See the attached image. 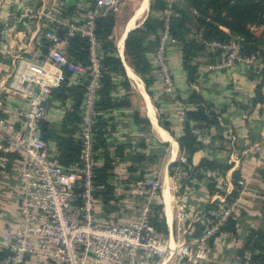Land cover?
I'll return each mask as SVG.
<instances>
[{
  "label": "built area",
  "instance_id": "obj_1",
  "mask_svg": "<svg viewBox=\"0 0 264 264\" xmlns=\"http://www.w3.org/2000/svg\"><path fill=\"white\" fill-rule=\"evenodd\" d=\"M121 0H94V10L87 19L68 25L66 37L59 29L48 27L44 38L50 43L47 53L38 58H17L15 71L4 90L25 101L26 107L7 111L0 93V155L14 156V171L18 183L17 226L8 235L7 264H157L155 259L174 258L181 264H198L210 259L209 238L224 224L231 207L226 200L217 214L218 220L201 237L184 242L180 247L163 240L151 222L152 203L159 195L158 181L141 180L136 194L142 199L136 215L127 220L104 221L101 198L96 196L93 183L94 167L98 164L94 150V125L98 90L103 70V52L96 37L95 19L116 14ZM164 17L165 28L160 32L159 46L154 56L156 70L172 86L168 64V44L175 41L170 32L169 18L173 5ZM75 33L90 43V65L86 69L72 60L67 53L68 36ZM206 45L223 52L218 67L236 62L254 65L256 53L244 55L238 40H212ZM64 70L72 73L71 81L78 77L85 81L86 90L81 105L80 133L81 160L64 166L42 137L41 122L49 119L48 103L53 89L64 80ZM80 79V80H81ZM80 80L78 82H80ZM22 107V106H21ZM187 105L180 107L184 121ZM182 161H186L183 157ZM207 177H216L208 171ZM243 184L242 180H239ZM235 201L232 205L234 206ZM181 221L185 214H179ZM251 253L233 264H252Z\"/></svg>",
  "mask_w": 264,
  "mask_h": 264
},
{
  "label": "trees",
  "instance_id": "obj_2",
  "mask_svg": "<svg viewBox=\"0 0 264 264\" xmlns=\"http://www.w3.org/2000/svg\"><path fill=\"white\" fill-rule=\"evenodd\" d=\"M162 0H152L150 4V13L143 24L130 30L125 40V55L129 64L135 72L142 77L146 84V89L152 95V80L148 76L152 71V62L149 55L155 52L159 46L160 32L165 28L164 18L155 16L153 11L161 7ZM73 7L69 9L72 11ZM116 24L115 14L98 16L95 19V33L100 43V49L103 52V70L100 88L98 90V99L96 102V111L100 112L96 116L94 125V150H99L100 154L94 156L96 160H102L101 164L94 167L93 183L96 196L101 198L105 210L110 211L116 208L114 201L119 197L116 195L117 185L111 181L113 177V168L115 156L124 158L126 144L116 146L113 155L108 147L105 135L107 126L112 123V117L105 118V112L126 108L131 106L129 96L121 99L114 98L113 92L117 88V76L123 78L122 85L130 90V81L126 75L124 64L117 53L113 30ZM170 32L174 39L179 41L184 54V67L189 74V82L196 81V68L191 64L193 57L200 50L205 49L206 42L212 40L228 41L238 36L241 45V51L244 55H251L259 50L262 43V35H257L253 27L264 28V0H178L173 3V14L169 18ZM196 29L200 35V41L189 39L188 33ZM59 33L62 37L67 36L68 28L59 27ZM67 53L76 63L81 64L86 69L90 65V43L86 37L78 33L68 36ZM42 43V52H48L50 43L44 38ZM64 80L53 89L50 100L66 104L71 102V107L67 110L63 123L60 128L52 126L48 119L41 122L42 137L46 141L53 140L56 143L58 159L64 166H70L79 163L81 160L82 142L75 136V128L81 122V105L86 90V84L83 79L77 84H70L69 78L72 73L64 70ZM260 75L262 80L256 86V95L253 104L264 103V69ZM188 104L194 105V108L188 109L184 119V133L177 138L181 153L186 161L177 160L170 164V174H175V169L181 167L186 173V180L192 182L197 180H207V188L210 193H219L226 196L227 203L235 201L240 196L242 185L239 183L241 173L239 170L233 172L232 183L234 188L230 193L226 189L219 187V176H225L232 168V163L224 162L219 159L203 157L198 164H193V155L204 147L203 141L196 133V129H209L211 127L221 128L220 113L216 112L212 103H208L200 92L193 89L189 95ZM157 106V104H156ZM135 122L143 125L150 131V121L142 117L138 111L134 113ZM160 124L172 132L171 124L168 120L159 117ZM173 133V132H172ZM222 139V137H220ZM142 146L145 144L142 143ZM164 148L168 143L162 144ZM159 152L150 154L135 152L132 155V163L128 167L131 173L138 172L139 167L148 160H153L159 156ZM164 153V151H162ZM156 158V157H155ZM214 172L216 177H207V172ZM130 178V177H129ZM136 182L143 180L141 176H132ZM193 186H198L193 184ZM225 186V185H223ZM114 200V201H113ZM114 203V204H113ZM219 200L208 202L204 205V218L194 223L193 237H201L208 228L217 222V212L220 210ZM151 222L157 232L163 235L168 234V227L163 213V207L160 204L153 206ZM229 232L238 236V220L234 213H230L227 220L221 225L208 241L212 245L217 236L221 233ZM246 251L251 253L250 262L252 264H264V228L251 227L245 237L242 246L238 249V256L243 258ZM9 250L0 251V261L9 256Z\"/></svg>",
  "mask_w": 264,
  "mask_h": 264
},
{
  "label": "crops",
  "instance_id": "obj_3",
  "mask_svg": "<svg viewBox=\"0 0 264 264\" xmlns=\"http://www.w3.org/2000/svg\"><path fill=\"white\" fill-rule=\"evenodd\" d=\"M93 2L94 0H0V93H2V101L4 102V107L7 109V111L14 113L19 109L26 107L25 101L18 98V96H12L10 93L4 90V87L9 85V82L13 77L18 57L23 56L27 58H38L41 56L42 43L44 42L43 41L44 32L46 28H48L51 24H54L57 21L56 15L54 13L57 4L59 3L64 5L67 4L65 8L69 10L71 7H73L74 11L77 10L78 13L82 14L85 12L87 13L88 6H90L91 3ZM150 4L151 3H149L147 13L145 15L143 14L144 16L142 15L143 17L141 19L140 17L135 19L136 20L135 22L137 23L135 27H131L130 23L134 18H136L137 15L135 16V14L138 9L134 12V14L130 19V22H128L127 26L125 25L126 29L124 27L123 30L119 33V35H117L118 37L117 41L115 40L118 56L121 58L124 64L126 75L130 81V90H127L121 84L123 78L121 76L116 77L117 79L116 81L118 83L116 89L118 88L121 89L120 92H118L119 95L118 98L121 99L122 94L124 95V97L129 96V99L131 101V106L126 108L115 109L114 114L115 112L116 113L121 112L122 115L128 112L127 113L128 116L134 122V126L131 127V129L134 130L137 129L142 132L146 131L147 133L150 134L153 133L156 138L155 140L159 145H162L163 143H168V147L166 149L168 153L167 151H165L167 156H165V159L160 160V162L162 163L161 176L163 179V189H162L163 198L160 204L163 207V213L165 215V220L168 227V234L167 235H163L162 233L160 234L165 236V238L170 239L169 241L171 244L173 243L174 245H176V240H177L176 239L177 238L176 209L171 194L170 180L172 179L173 176L170 174V164L174 161H177L179 158L178 156H181V151L177 138L183 135L184 124L182 125L178 124L179 126L175 125L177 121L173 120L172 117L175 115V112L178 109V107H175V103L171 101L170 97L166 93H164L163 89L158 84L153 85V87L151 86L150 89L152 91V95H150L146 89V84L144 80L140 75H138L135 72L133 67L129 64L125 55V40L127 34L130 30L139 27L143 24L144 20L148 16V11L150 10ZM68 15L69 14H67V16ZM70 15L71 16H68V20H72L76 22L79 20L78 18H80V16L78 17V15H75L74 13ZM115 27L113 30V37H114ZM124 30H125L124 33L125 38L122 39L121 35L124 32ZM170 63L172 65L174 73H177L178 75L179 80L177 79V88L180 95L183 97L184 99L183 101L185 103H187L186 101L188 100L189 95L193 89H196L198 92H200L203 98L208 103L211 102L214 105L213 108H215L216 112L218 111L217 107L220 106L222 102H224L225 104V106H223L224 108L219 109L221 128H217L213 126L209 129H205L206 132L204 138H201L200 136V139L204 143V147L193 155V164L195 165L198 164L203 157L214 159L212 158L213 157L212 155L211 156L208 155L206 150L204 151V149L209 146L207 142L213 144L214 147L218 149V151H220L218 153L223 152V154L216 155V159L222 160L224 162L232 163L233 165L225 176H219L218 181H220V179L224 180L225 181L224 184L227 186L225 187V189L227 193H230L234 188V185L232 183L233 172L239 170L241 173L240 178H243L245 183L241 184L242 190L240 196L235 199L234 204L236 205L237 203L240 204L241 200L244 201L245 203L246 202L245 197H247L246 195L249 194V192L252 193L251 189H249L250 188L249 182L251 180L258 181V179H262L264 177V171H261L259 167V162L261 161L262 158L258 157L257 149H256V147L259 144H261L262 141H264V139L263 140L261 139L262 141H260V138L257 139V137H255L258 133L261 132L262 137L264 138V134L262 133L264 132V123L263 126L257 127L251 124L250 122H247V120L256 121V119L259 118L264 120V103H257V104H253L254 106L253 105L249 106V104H251L250 101L251 100L253 101L256 95V86L260 81L250 79L248 75L244 74L243 72L244 67L237 66L230 69L229 72H223L222 74L219 75H215L214 73H206L204 77V81L198 79L199 81L198 84L189 83L185 70L182 65V57L179 55V52L177 50L170 52ZM127 65H129L132 72L141 80L144 87L143 88L144 92L146 95H148L151 98L152 104L149 102L147 96L142 92L139 82L130 75L128 68L126 67ZM82 76L80 75V77H78V81L81 79ZM78 81L76 80L71 81L69 78L70 84L73 85L77 84ZM227 83L228 84L231 83V85L229 87H226L227 88L226 92L225 91L223 92L222 88L225 87ZM131 85L134 87L135 89L134 91L131 90ZM116 91L117 90L113 92L114 98H115L114 94L116 93ZM262 91L264 93V85ZM156 101L159 104L158 105L159 108L156 106ZM154 108L157 114L156 116L157 126L162 131H164L169 137L172 136L171 138H173L178 144V155L173 159H171L173 153L172 141L160 139L155 131V126H154L155 122L152 120L154 116ZM191 108H194V105L187 103V109H191ZM136 111H138L142 117L149 119L151 124L150 131L146 130L142 124L139 125L135 122L134 113ZM160 112L162 114H166L171 117L169 121L172 124V128L174 127L176 131L180 129L179 136H176L175 133H172L173 131L170 132L160 124L159 121ZM247 117L248 119H246ZM116 132L126 133V131L122 127ZM231 133H235L237 135V137H234V139H236L237 142L232 143V147L229 140ZM238 134L240 136H238ZM251 135L254 136L256 139ZM220 137H222V139H220ZM47 142L51 144V148L53 149V152L57 154V147L55 141L50 140ZM242 149H243V154L241 156ZM237 150L239 151L237 153L238 155L236 154ZM114 151H111L113 155H115ZM117 158L120 157L115 156V162H114V167H116L115 171L120 172V174H123L125 169H127L131 165L132 160L117 159ZM116 160H123V161L116 162ZM99 161L100 162L98 164H101L102 160ZM14 165L15 164H14L13 155H9V156L0 155V251L8 250L6 245L8 243V235L11 232H13V230L18 224L17 200L19 196V190H18L17 179L15 177ZM118 178L119 177H117L116 179ZM205 180L206 178L201 182L196 180L197 183L194 184H197L198 186L197 187L194 186V187L200 189L201 184L204 183ZM166 181L168 182V186H169L168 195L171 196L172 198L171 199L172 211L171 209H167L171 206V204L168 199V196L164 194V187L167 183ZM203 190L208 194L210 198L208 202H213L215 200H219L220 202H223V200H226L225 195L216 192L210 193L207 188V183L205 185V188H203ZM130 191L131 188L129 189V188H124L123 186H117L116 195L117 197H119V199L117 201L114 200L113 201L116 204L115 206L116 208L120 206L123 207L127 206L128 212L132 213V210L129 209V207L132 206L130 204L131 199L129 198ZM221 196L224 198H222ZM239 206L242 207L241 213L244 216L245 215L244 211L246 209L244 210L245 207L242 204ZM200 208L202 210L200 211V214L201 213L202 214L198 215L195 219L193 218L192 221H190L191 224L190 230L188 232V235H185L186 241H193L196 239V237L192 236L194 230V223L204 218V210L202 209L203 207ZM105 211L106 210L103 207V210L101 211L99 216L104 221H108L110 217L109 214H107V211L106 212ZM232 211H233L232 213H234L235 217L238 220V236H234L229 232L221 233L219 236L216 237L212 245L208 244L210 252L212 250L211 252L212 256L210 254L211 259L201 261L198 264H228V262H230V260L234 258L239 260L240 257L238 256L237 251L239 247L242 246V243L245 237L247 236L249 229L251 227H261L256 225L255 223H252L249 226L245 227L246 229L243 228V226H241V220H240L241 218L237 216V212H238L237 209H232ZM169 218H172V222L169 220ZM224 246H226L225 249ZM7 259L8 257L5 258L3 261H0V264H7ZM155 261L157 262V264L175 263L172 262L173 261L172 258L155 259ZM33 264H40V262L39 260L35 259L33 260ZM103 264H107V263H103Z\"/></svg>",
  "mask_w": 264,
  "mask_h": 264
},
{
  "label": "rangeland",
  "instance_id": "obj_4",
  "mask_svg": "<svg viewBox=\"0 0 264 264\" xmlns=\"http://www.w3.org/2000/svg\"><path fill=\"white\" fill-rule=\"evenodd\" d=\"M142 0H121L119 3V9L117 10L115 17H116V27H115V31H114V37L115 40L117 41L118 37L117 35H119V33L123 30V28L128 24V22H130V19L132 17V15L134 14V12L138 9V7L140 6ZM152 0H150L151 3ZM178 0H162V4L161 7L155 11L152 12L153 15L164 18L168 13H169V5L172 4L174 2H176ZM67 4H57L56 9L54 10V13L56 15V19L57 21L54 24H51L49 27H55V28H59V27H68L69 24L74 23L75 21L72 20H68V16H71L70 14H75L78 15V17L80 16L81 22L83 23L87 17H88V12L93 11L94 10V4L91 3L90 6H88V11L87 13H78L77 10L74 11H69L66 7ZM150 13V10L148 11V15ZM173 13V11H172ZM67 14H69L67 16ZM126 25V26H125ZM48 28H46L47 30ZM45 30V31H46ZM125 31V30H124ZM253 31L257 34V35H262V43L260 44L259 50L256 52L257 55V61L255 62V64L252 65H244L241 62H236L231 66H227V67H218V64L221 63V58L223 56V52L221 51H217V49L212 48V47H205V49L200 50L196 53V55L193 57L191 64L194 65V67L196 68V81L194 82L195 84H198L199 81L198 79H201L202 81H204V77L206 75V73H214L215 75H219L222 74L223 72H229L230 69H232L233 67H244V74L248 75L250 79L252 80H256V81H261L262 80V76L260 75L262 69H264V28L263 27H253ZM189 39H197L198 41H200V35L197 33L196 29L193 28V30L187 34ZM177 50L179 52V55L182 57V65L183 68L185 70L186 76L188 78L189 81V74L188 71L185 69L184 67V54H183V50H182V46L179 43V41H177L175 39V41H170L168 44V64L171 68V78H172V86H169L166 82H165V78L159 74L158 69L156 70V65L154 62V56L150 55V60L152 62V71L151 74L148 76L149 78H151L152 80V87L153 85H160V87L163 89L164 93H166L171 101L173 103H175V107H178V109L175 112V115L172 117L173 120L177 121L175 123V125L179 126L178 124L182 125L184 124V121L182 119V115L179 112L180 111V107H182L183 105H187V103H185L183 100V97L180 95L178 88H177V79L178 75L177 73H174L172 65L170 63V52ZM191 83V82H189ZM229 83V82H228ZM223 87L222 91L226 92V87H229L231 85L228 84ZM234 85V84H233ZM116 93L115 98L118 99V92H120V88L116 89ZM131 90L134 91V87L131 85ZM153 90V89H152ZM121 97H124V95L122 94ZM120 99V98H119ZM251 104H249V106L253 105V101H250ZM211 103V102H209ZM157 107L159 108V104L157 103ZM223 106H225L224 102H222V104L220 106L217 107L218 109V113L220 112L219 109L224 108ZM254 106V105H253ZM48 107H49V121L51 122L52 126L55 128H60V125L63 123L65 114L67 112V110L71 107V102H67L66 104H62L60 102H53L51 100H49L48 103ZM215 110V108H213ZM114 110H110L105 112L104 116L105 118L107 117H112L113 121L112 123H109V125L107 126V134L105 135L106 137V141L108 143V147H110L111 151H114V148L116 147V145L119 144H126L127 147L125 149L126 155L124 158H117V159H132V155L133 153H135L134 151L140 152V153H146V154H150L152 152H156L158 151L159 156H156L153 158V160H148L146 161L145 164H142L139 167L138 172L135 173H131L129 171V169H125V171L123 172V174H120V172H116L115 168H113V177L111 179L112 182L116 183L117 186H123L124 188H131L130 191V195L129 198L131 199V207H129V209L132 210V213L128 212V208L127 206H120L118 208H113L110 211H107V214H109L110 220L117 222L119 220H127L130 218H133L137 211L139 206L141 205L142 199L140 197H138V195L136 194V188L138 187V185L136 184L137 182L132 179V176H141L143 177L144 180L147 181H158L160 183V193L157 196V198L155 199V202L152 203V208L154 205L156 204H160L162 202V189H163V179L161 176V159H165V156H167L166 152L167 151V147L164 148L163 145H159L156 142V138L155 135L153 133H147L146 131H139V130H134L131 129V127L134 126V122L132 121V119L128 116V112H126V114H122L121 112H115L114 114ZM216 111V110H215ZM149 115V114H148ZM151 115V114H150ZM160 115L163 116V119L168 120L171 118L170 116L166 115V114H162L160 112ZM159 115V117H160ZM157 116V114H156ZM245 119V118H244ZM248 119V117L246 118ZM170 122V121H169ZM251 124L257 126V127H261L263 126L264 120L263 119H256V121H248ZM122 124V125H121ZM171 124V122H170ZM123 128L126 133H117L116 131L119 130L120 128ZM163 128V127H162ZM164 129V128H163ZM175 131H174V130ZM166 130V129H165ZM171 130L173 131V133H175L176 136H179V130L176 131V129L173 127L172 128V124H171ZM167 131V130H166ZM258 131V130H257ZM261 131V130H260ZM168 132V131H167ZM205 129H196V133L199 135V138L201 136V138H204L205 136ZM80 133V125H78L75 128V136L78 137V134ZM169 133V132H168ZM264 134V132H262ZM170 134V133H169ZM171 135V134H170ZM238 136H240L238 134ZM252 136V135H251ZM172 137V136H171ZM234 137H237V135L235 133H231L229 140H230V144L232 147V143H236V139H234ZM254 137V136H252ZM255 137H257V139L260 138V141H262L264 138L262 137L261 132L258 133ZM254 137V138H255ZM95 139V136H94ZM256 139V138H255ZM262 139V140H261ZM125 141V142H123ZM144 143L145 145L142 146L141 144ZM209 145L208 147H206L204 149V151L206 150L209 156H213L212 158H216V155L219 154H223V152L218 153L220 151H218V149H216L214 147L213 144L208 143ZM157 145V146H155ZM260 147V148H259ZM135 149V150H134ZM144 149V150H143ZM257 155L258 157L262 158L261 161L259 162V167L261 169V171H264V141H262L261 144H259L257 147ZM134 150V151H133ZM169 150V149H168ZM100 151H97L95 154L99 155ZM162 151H164V153H162ZM239 151H236V154ZM168 153V151H167ZM235 153V152H234ZM243 154V149L241 152V156ZM247 154V153H246ZM180 155V154H179ZM238 155V154H237ZM246 156V155H245ZM178 160H182L184 155L181 153V156H178ZM239 157V156H238ZM98 163L100 162L99 160H96ZM119 161H123V160H116V162ZM125 161V160H124ZM186 173H184L182 171V168H176L175 169V174L173 175L171 181V194L173 197V202L175 204V209H176V227H177V240H176V245H174L172 243V246H176V248L180 247L185 241V235H188V232L190 230V221H192V219L196 218L198 215L200 214L201 208L204 210V205L210 200L208 194L203 190V188H205V185L207 183V180H205L204 183L201 184L200 189H197L193 186L194 183H197V181H193V182H189L188 180H186ZM117 177H119L118 179H116ZM130 177V178H129ZM240 180L243 181V184L245 183L243 178H240ZM227 181V180H226ZM219 183V187H221L222 189H224L225 187H227L224 183L225 181L220 179V181H218ZM225 185V186H223ZM251 192H249V194H247L245 197L246 202L244 203V201L241 200V203L237 205L235 204L234 206L232 205L233 203L230 202L229 203V207H231V209H237V216H239V218H241V226H243V228L249 226L252 223H255L258 226H261L262 228H264V177L262 179H258V181H253L251 180L249 182ZM131 196V197H130ZM222 197V196H221ZM224 198V197H222ZM128 199V198H126ZM198 203V204H197ZM225 203H219V207L220 209H222V205ZM243 205L244 208V213L245 215L243 216V214L241 213V209L242 207L239 205ZM161 205V204H160ZM196 207V208H195ZM241 207V208H239ZM195 208V210H194ZM197 209V210H196ZM105 211V212H106ZM183 212L185 214V220L181 221L179 219V214ZM219 213V211L217 212ZM246 229V228H245ZM158 235L160 237H162L163 240L169 241L170 239L165 238V236L161 235L158 232ZM170 242V241H169ZM186 242H191V241H186ZM226 246H224L225 249ZM212 252V250H211ZM210 252L211 256L212 253ZM210 256V259H211ZM173 261L175 262L174 264H181V262H179L176 259L172 258ZM239 262L236 258L230 260V262H228V264H233ZM188 264V263H186Z\"/></svg>",
  "mask_w": 264,
  "mask_h": 264
},
{
  "label": "bare ground",
  "instance_id": "obj_5",
  "mask_svg": "<svg viewBox=\"0 0 264 264\" xmlns=\"http://www.w3.org/2000/svg\"><path fill=\"white\" fill-rule=\"evenodd\" d=\"M149 3H150V0H142V3H141V5H140V7L138 8V10H137V12H136V14H135V16H136V18H134L133 20H132V22L130 23V25H131V27H135V25H136V23L137 22H135L136 20L135 19H137V18H139L140 17V19L147 13V10H148V7H149ZM144 14V15H143ZM143 15V16H142ZM134 16V17H135ZM125 31L122 33V35H121V37H122V39L123 38H125ZM124 34V35H123ZM120 37V38H121ZM127 68H128V71H129V73H130V75L134 78V79H136L138 82H139V85L141 86V90H142V92L145 94V92H144V87H143V84H142V82H141V80L132 72V70H131V68L129 67V65H127L126 66ZM135 82V81H134ZM140 89V88H139ZM138 89V90H139ZM140 90V91H141ZM146 95V94H145ZM147 96V98L149 99V102L152 104V101H151V98L148 96V95H146ZM146 98V97H145ZM151 106V105H150ZM154 107V106H153ZM152 111V110H151ZM153 114V113H152ZM157 117H156V111H155V108H154V116H153V121L155 122V131H156V133H157V136L160 138V139H162V140H170V141H172V150H173V153H172V158L171 159H173V158H175L177 155H178V144H177V142L173 139V138H171V137H169L164 131H162L158 126H157V119H156ZM165 170H166V168H165ZM167 177V176H166ZM164 179H166V178H164ZM167 181H168V179H167ZM166 181V182H167ZM164 194L166 195V196H168V199H169V201H170V204H171V206L169 207V208H167V209H171V211H172V198H171V196H169L168 194H169V186H168V182L166 183V185H165V187H164ZM169 204V203H168ZM168 206V205H167ZM172 215V214H171ZM169 217V216H168ZM169 220L172 222V218H169Z\"/></svg>",
  "mask_w": 264,
  "mask_h": 264
},
{
  "label": "water",
  "instance_id": "obj_6",
  "mask_svg": "<svg viewBox=\"0 0 264 264\" xmlns=\"http://www.w3.org/2000/svg\"><path fill=\"white\" fill-rule=\"evenodd\" d=\"M233 39H235V40H238V39H239V37H238V36H234V37H233Z\"/></svg>",
  "mask_w": 264,
  "mask_h": 264
}]
</instances>
